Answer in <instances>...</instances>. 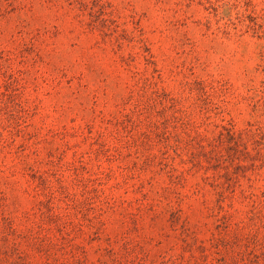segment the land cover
<instances>
[{"label": "rangeland", "instance_id": "rangeland-1", "mask_svg": "<svg viewBox=\"0 0 264 264\" xmlns=\"http://www.w3.org/2000/svg\"><path fill=\"white\" fill-rule=\"evenodd\" d=\"M0 264H264V0H0Z\"/></svg>", "mask_w": 264, "mask_h": 264}]
</instances>
